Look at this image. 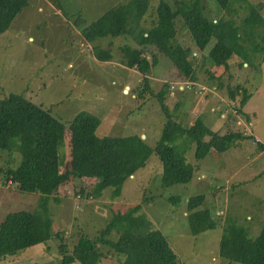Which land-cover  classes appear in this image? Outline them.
<instances>
[{
	"label": "rangeland",
	"instance_id": "rangeland-1",
	"mask_svg": "<svg viewBox=\"0 0 264 264\" xmlns=\"http://www.w3.org/2000/svg\"><path fill=\"white\" fill-rule=\"evenodd\" d=\"M126 1L28 0L27 6L16 15L9 28L0 34V99L11 93H22L56 116L62 122V129L68 126L73 115L85 109L100 117L97 137L135 134L145 145L153 148L167 117L157 97L143 89L145 83L140 73L129 64L130 48L136 44L129 36L103 40L106 49L108 42L112 43L113 59L98 60L93 55L94 46L88 44L81 34L83 27L113 5ZM166 1L174 10L177 9L175 0ZM246 1L262 5L264 15V0ZM157 2L149 0L147 14L143 18L146 27L155 18ZM203 3L207 17L213 18L220 13L215 0H203ZM239 4L233 6L243 14L245 9ZM175 25L176 41L197 52L194 61L196 82L185 80L166 56L150 51L145 56L151 59L152 53H156L157 64L149 75L148 88L153 93L167 89L166 105L169 113L175 110L176 120L185 123L184 118L193 121L200 116L214 131L237 128L241 134L264 142L262 54L253 60L254 67L246 66V63L241 65V60L235 58L230 60L229 69L215 72L224 83L223 89L216 90L211 87L207 72L212 69L211 59L206 58L202 65V57L214 40H210L205 53L195 48L179 17ZM239 85L246 87L252 95L229 125L240 95L231 100L227 86L236 89ZM141 89L145 98L137 96ZM184 91L186 94L181 96L180 92ZM168 96L173 97L168 99ZM178 98L183 100L176 103ZM182 138L184 134L179 135L172 145H184ZM64 139L59 145L63 171L69 167L70 158L69 142ZM10 143L8 152L0 150V165L16 167L21 161L20 139L11 138ZM194 151L195 145L188 144L184 153L186 161L196 165L192 180L186 184L161 186V165L155 152H150L141 165L130 171L120 195L115 198H111L109 189L97 197L86 193V190L81 195L77 192L83 186L90 190V185L70 176L58 189L60 201L49 200L53 211V232L65 231V244L71 249L81 236L96 238L111 219L112 210L141 203L151 228L167 237L180 263L245 264L220 256L219 239L227 220L247 229L251 238L260 233L264 225V151L252 138L236 141L227 151L210 153L201 160L196 159ZM125 159L116 160L113 167L119 168ZM197 194L205 195L201 208L210 209L218 225L214 230L193 235L187 205L189 199ZM173 196H180L179 201L174 202ZM39 197L38 192L22 191L14 184L3 185L0 175V223L9 211L34 208ZM115 236L114 233L111 238L115 239ZM101 250L103 256L98 264H122V256L108 246H101ZM60 258L58 241L50 239L13 257L1 258L0 264H60Z\"/></svg>",
	"mask_w": 264,
	"mask_h": 264
},
{
	"label": "trees",
	"instance_id": "trees-1",
	"mask_svg": "<svg viewBox=\"0 0 264 264\" xmlns=\"http://www.w3.org/2000/svg\"><path fill=\"white\" fill-rule=\"evenodd\" d=\"M215 2L220 13L210 18L205 15L203 0H175L176 10L168 1L158 0L154 9L155 18L146 27L143 18L147 14L149 0H127L113 5L81 29L85 41L94 46L93 55L98 60L113 59L112 43L108 42L106 49L103 47V40L129 36L136 44L130 48L129 64L140 73L145 83L143 89H148L151 96L157 97L167 117L153 148L145 145L140 136L135 134L97 137L100 117L85 109L73 115L68 126L62 129V122L56 116L22 93H11L0 99V150L8 152L11 138L18 137L21 151V161L16 167L0 165L2 184H14L22 191L40 193L34 208L9 211L1 221L0 259L13 257L30 247L55 239L61 255L60 264H98L103 256L101 246H108L122 256V264H182L167 237L151 228L142 212L141 203L112 210L111 219L96 238L81 236L78 243L68 249L65 231L53 232V211L49 200L52 198L55 203L60 201L58 189L70 176L90 185V190L83 186L79 192L76 191L81 195L86 190V193L97 197L109 189L111 198L118 197L124 179L128 178L130 171L141 165L150 152H155L159 158L162 187L186 184L192 180L196 171V165L187 162L184 156L188 144L195 145V157L201 160L210 153L227 151L236 141L254 139L251 135L241 134L237 128L214 131L200 116H196L193 121L184 118L185 123L176 120L175 110L169 113L166 105L167 89L153 93L148 88L149 75L157 64L156 53H152L151 59L145 56L150 51L166 56L185 80L196 82L194 61L197 52L176 41L177 17L189 31L196 49L206 53V46L210 40H214L202 57V65L206 58L212 61V69L207 70L211 87L215 85L216 89H223L224 83L215 72L229 69V61L234 58L241 60V65L246 63V66L251 67H254L253 60L259 54H262L264 61L262 5L246 0ZM235 3L245 9L243 14H239L237 7L233 6ZM27 4L28 0H0V34L9 28L13 19ZM143 89L138 90V97L145 98ZM227 89L231 100L240 95L236 111L229 118L230 125V121L236 120L237 113L242 112L241 107L252 94L240 85L236 89L231 86ZM181 133L184 134V145L173 146L172 143L178 136L183 135ZM64 138L69 142L70 158L69 167L63 171L59 145ZM254 142L264 151V142ZM124 158L122 166L113 167L116 160ZM179 199L180 196H173L172 200L178 202ZM204 200L205 195L197 194L188 201V217L193 235L214 230L218 225L211 210L201 208ZM114 233L116 236L112 239L111 235ZM218 253L228 261L264 264V225L260 233L251 238L247 229L227 220L222 226Z\"/></svg>",
	"mask_w": 264,
	"mask_h": 264
},
{
	"label": "crops",
	"instance_id": "crops-1",
	"mask_svg": "<svg viewBox=\"0 0 264 264\" xmlns=\"http://www.w3.org/2000/svg\"><path fill=\"white\" fill-rule=\"evenodd\" d=\"M195 54H196V53H195ZM227 87H228V86H227ZM212 88H213V89H216V88H215V85H213ZM216 90H218V89H216ZM184 94H186L185 91H184V92H180V95H181V96H183ZM166 97H167V96H166ZM170 97H173V96H168V99H169ZM181 100H183V99L178 98V99L176 100V103L179 102V101H181ZM180 103H181V102H180ZM186 112H188V111H186ZM248 119H249V118H248ZM190 121H191V119H190ZM250 122H251V121L249 120V123H250ZM250 126H251V125H250ZM253 138H254V137H253ZM252 140H257V139H252Z\"/></svg>",
	"mask_w": 264,
	"mask_h": 264
},
{
	"label": "built area",
	"instance_id": "built-area-1",
	"mask_svg": "<svg viewBox=\"0 0 264 264\" xmlns=\"http://www.w3.org/2000/svg\"><path fill=\"white\" fill-rule=\"evenodd\" d=\"M201 87H204V86H201ZM236 110H234V112H235Z\"/></svg>",
	"mask_w": 264,
	"mask_h": 264
},
{
	"label": "water",
	"instance_id": "water-1",
	"mask_svg": "<svg viewBox=\"0 0 264 264\" xmlns=\"http://www.w3.org/2000/svg\"><path fill=\"white\" fill-rule=\"evenodd\" d=\"M124 91H126V89H124ZM143 136V135H142Z\"/></svg>",
	"mask_w": 264,
	"mask_h": 264
}]
</instances>
